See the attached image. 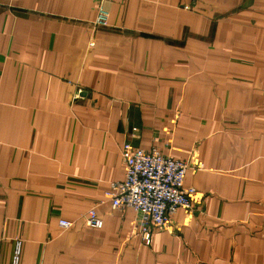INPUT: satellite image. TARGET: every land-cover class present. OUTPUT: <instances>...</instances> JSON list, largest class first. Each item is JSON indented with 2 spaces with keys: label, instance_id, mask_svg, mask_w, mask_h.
<instances>
[{
  "label": "crops",
  "instance_id": "obj_1",
  "mask_svg": "<svg viewBox=\"0 0 264 264\" xmlns=\"http://www.w3.org/2000/svg\"><path fill=\"white\" fill-rule=\"evenodd\" d=\"M125 143L202 164L150 245L104 195ZM16 240L19 264H264V0H0V264Z\"/></svg>",
  "mask_w": 264,
  "mask_h": 264
},
{
  "label": "built area",
  "instance_id": "obj_2",
  "mask_svg": "<svg viewBox=\"0 0 264 264\" xmlns=\"http://www.w3.org/2000/svg\"><path fill=\"white\" fill-rule=\"evenodd\" d=\"M94 23L107 25V12L101 3L97 4ZM120 153L124 176L112 182L104 195L112 209L130 208L139 215L138 230L144 243L150 245L153 229L163 228L168 216L179 208L189 214L193 203L200 202L201 196L193 187L184 185V178L188 169H199L202 164L193 154L188 159H175L156 149L143 150L130 143L123 144ZM78 218L88 226L102 225L94 207ZM58 223L62 229H68L74 220L60 219ZM20 249L21 240H16L11 264H19Z\"/></svg>",
  "mask_w": 264,
  "mask_h": 264
}]
</instances>
